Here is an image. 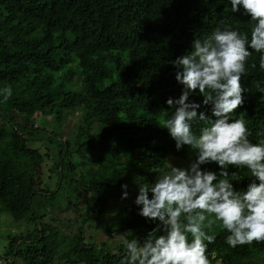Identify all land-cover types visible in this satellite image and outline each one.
Listing matches in <instances>:
<instances>
[{
  "label": "trees",
  "instance_id": "obj_1",
  "mask_svg": "<svg viewBox=\"0 0 264 264\" xmlns=\"http://www.w3.org/2000/svg\"><path fill=\"white\" fill-rule=\"evenodd\" d=\"M221 20L250 39L253 22L232 13L230 0H0V90L12 89L6 102L0 95V213L17 229L5 232L0 260L120 264V235L147 238L156 224L138 215L134 200L106 227L115 244L109 235L86 237L85 227L96 228L111 199L154 182V167L169 172V157L185 159V167L195 159L160 125L174 112L166 100L184 88L172 61L223 27ZM259 55L253 51L242 77L245 103L230 116L247 122L253 143L264 139ZM202 101L199 90L190 93L188 102L211 115ZM75 114L67 133L64 122ZM202 126L194 122L193 132ZM228 171L236 172L229 180L239 191L254 179L247 169ZM69 204L78 211L72 222L61 217ZM210 234L211 264H264V242L231 248L226 230L214 226Z\"/></svg>",
  "mask_w": 264,
  "mask_h": 264
},
{
  "label": "clouds",
  "instance_id": "obj_2",
  "mask_svg": "<svg viewBox=\"0 0 264 264\" xmlns=\"http://www.w3.org/2000/svg\"><path fill=\"white\" fill-rule=\"evenodd\" d=\"M232 13L249 16L250 32L233 30L227 20L203 40L195 39L192 50L177 57L176 80L184 86L178 99L166 104L174 112L160 127L167 129L177 150L189 146L195 159L187 167H173L159 173L154 182L139 185L134 203L138 215L156 226L143 241L129 239V230L119 239L126 249L120 264H211L207 249L215 242L214 226L226 230L231 248L264 242V139L253 143L247 122L230 116L245 103L242 77L253 51L259 53L264 70V0H230ZM241 10H243L241 12ZM252 67H256L253 63ZM257 89L264 92L259 84ZM203 96L211 115L198 111L201 104L190 103V93ZM6 102L11 87L0 90ZM203 126L193 132V123ZM264 135V134H262ZM216 164L219 171L202 168ZM247 169L254 178L244 191L235 188L229 168ZM127 188V185H122ZM127 191L122 198H127Z\"/></svg>",
  "mask_w": 264,
  "mask_h": 264
},
{
  "label": "rangeland",
  "instance_id": "obj_3",
  "mask_svg": "<svg viewBox=\"0 0 264 264\" xmlns=\"http://www.w3.org/2000/svg\"><path fill=\"white\" fill-rule=\"evenodd\" d=\"M5 110L6 112L9 110V106H5ZM77 114L75 115H70L66 121L64 122V130L69 133V131L73 128V126L76 124L75 122H77ZM169 164L173 167H180V168H184L186 165V160H178L175 157H169L167 160V165L169 167ZM170 168V167H169ZM130 189V197L124 199H111L109 201V205H108V209L105 211V213L101 216H95V229H91L88 228L87 226L85 227V236H94L95 239L97 241H102L105 239L106 235L111 236L113 239L110 241V244H115L113 243L114 240L116 239V233L114 232H110L107 233L106 232V227L107 225L110 223V221L112 219L115 218L116 212L120 209H123L125 205H129L131 201H135L136 199V194L138 193V191H136L135 189L129 188ZM86 198L84 196L81 197V201L82 202H86ZM78 215V211L74 210V207L69 204L68 208L66 210H64V212L61 214L62 218H65L67 220L75 221ZM9 216L6 213H0V253L3 252L4 247L6 246L7 242H8V238L7 235L5 234V232H7L8 230L11 232H16L17 229L14 228L13 226H10L9 224ZM117 242L119 240V238L116 239Z\"/></svg>",
  "mask_w": 264,
  "mask_h": 264
},
{
  "label": "built area",
  "instance_id": "obj_4",
  "mask_svg": "<svg viewBox=\"0 0 264 264\" xmlns=\"http://www.w3.org/2000/svg\"><path fill=\"white\" fill-rule=\"evenodd\" d=\"M12 258H7L4 260H0V264H11L12 263Z\"/></svg>",
  "mask_w": 264,
  "mask_h": 264
}]
</instances>
